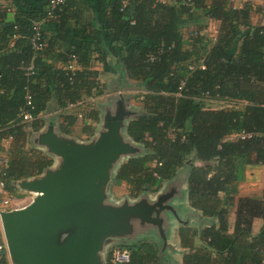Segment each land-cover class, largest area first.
Instances as JSON below:
<instances>
[{
	"label": "trees",
	"instance_id": "1",
	"mask_svg": "<svg viewBox=\"0 0 264 264\" xmlns=\"http://www.w3.org/2000/svg\"><path fill=\"white\" fill-rule=\"evenodd\" d=\"M3 1L12 3L14 21ZM49 3L0 0V150L10 157L1 179L10 194L19 180L53 164L31 138L46 125L45 115L71 135L79 114L85 124L99 122V113L67 106L103 93L100 76L119 73V90H142L141 109L127 134L144 151L120 165L115 181L138 197L157 191L189 164L188 200L199 225L179 230L186 250L181 264H264V188L234 202L248 167L264 165V6H235L231 0H130L125 6L124 0H65L44 22V45L36 49L34 23L47 16ZM254 12L261 22H253ZM210 20L219 22L215 37L207 32ZM190 26L196 29L186 38L184 28ZM73 55L79 65L74 71L67 68ZM213 101L242 106L214 108ZM24 110L35 117L32 129L22 119ZM89 126L85 132L91 135ZM256 218L263 220L258 233ZM0 244V264H11L1 232ZM119 247L130 251V261L118 264L168 260L151 239ZM112 251L108 264H114Z\"/></svg>",
	"mask_w": 264,
	"mask_h": 264
},
{
	"label": "water",
	"instance_id": "2",
	"mask_svg": "<svg viewBox=\"0 0 264 264\" xmlns=\"http://www.w3.org/2000/svg\"><path fill=\"white\" fill-rule=\"evenodd\" d=\"M134 116L121 97L117 109L102 116L100 129L90 140L62 133L51 117L33 132L32 142L53 158V164L17 182L20 189L35 194L28 205L0 212L12 264H107L108 245H126L139 238L128 236L133 218L156 223L162 250L169 246L161 213L177 210L172 200L176 190L167 196V190L162 191L155 198L145 191L134 201L118 203L111 202L108 193L116 176L113 171L117 173L122 160L144 151V145L124 131ZM126 236L130 240L122 241Z\"/></svg>",
	"mask_w": 264,
	"mask_h": 264
},
{
	"label": "rangeland",
	"instance_id": "3",
	"mask_svg": "<svg viewBox=\"0 0 264 264\" xmlns=\"http://www.w3.org/2000/svg\"><path fill=\"white\" fill-rule=\"evenodd\" d=\"M260 20H261V16L254 12L253 22L259 23ZM217 28H218L217 24L213 22L212 24L207 25V32L211 36L214 37L215 34L217 33ZM194 29H196V26L185 27L184 28L185 37L188 38ZM100 79L102 83L105 85V91H103V93H100L98 95H95L89 98L88 101L86 100V102L79 108V110L83 111L84 114L86 113V115L90 113L91 116L93 113H99V117L102 120V116H104V114L107 111H115L117 109L118 101L120 100L121 97H123L127 105V108L131 110L132 112H134L136 116L137 115L136 113L138 112V110L141 109V100H139L137 96L141 93L142 90L137 89L136 87L122 88V90L121 89L119 90V88L117 87V84L115 83L119 79V73H115V72L105 73L100 76ZM211 106L214 108H230L234 106L241 107L242 103L241 102L235 103V102H226V101H213ZM45 117H46V121H48V118L51 117V115L47 114L45 115ZM88 119H90V116H88ZM85 121H86V118L85 120H83L82 117H79L77 123L73 126V134L74 136H77L81 140L83 138V140L87 141V140L92 139V137L95 136V133L100 129V124H99L100 122L99 123L95 122L94 124V122L92 121L91 124H85ZM88 125H90L92 129L94 130V132L91 133V135L89 134V132L88 133L85 132L87 130ZM127 125L124 128L125 132H127ZM4 144L6 147H8L10 142L7 141ZM139 146L143 148L142 145H139ZM126 160L127 158L123 159L121 164L125 162ZM121 164L118 165L116 171L119 169ZM190 171H191L190 165L185 164L184 166L178 169L174 177L158 184V186L160 187L157 189V191H153V190L147 191L150 194L151 198H155L157 194L162 191L167 190L165 194L167 196V193L173 190H176V195L175 194L173 195L172 200L174 199L173 204H174L175 210L176 209L177 210L175 211V213L172 210L164 211L163 213H161V217L162 218L164 217L165 230L168 236L170 237V240L168 241L169 246L165 250H163L166 252V256L168 257V260L165 262V264H181L182 262V255L185 253L186 250L183 249L180 244L179 230L181 229V227L184 224H189L190 226H192V228H196L199 225L198 216L195 210L190 207L189 200H188L187 182H188ZM113 173L116 174L114 171ZM261 175H262V172L258 173L257 179L250 178V181L247 180V182L248 181L250 182V184L246 183L248 184L247 188L249 189V191H251V193H254V191H257L258 189L259 191H261V189L264 188V184H263L264 175L263 177ZM256 180H259V183H251ZM242 187L244 186L242 185V183H240L238 187L235 189L236 191L235 201H234L235 203L237 202L238 197H240L242 194ZM262 192L263 190L260 193ZM108 193L110 195L111 202L113 201L116 203L121 202L122 200L127 199V198L130 201H134V199L138 198V197L130 196L129 186L125 182L117 183L115 181V178H113L110 181V184L108 186ZM34 196H35L34 193L24 191L17 186V191L11 194V197L15 199V202L12 203L11 205L15 204L13 205V207L18 206V208L24 207L28 205L34 199ZM2 202L3 201L0 200V210L3 208L10 209V207H12V206H4ZM235 211H236V205L234 204L232 208H230L229 218H230L231 224H233L234 219H235ZM175 214L180 215L182 221L179 222L176 219ZM133 220L135 224L133 225L132 232L128 234L129 238H131L132 236H136V237L138 236L139 238L137 240L151 239V240L156 241L161 246H163L161 242V233L156 223H148L139 218H133ZM185 221H188V222L185 223ZM0 232L2 234V242L5 245V249L7 250L6 242H5V238H4V234L2 230L1 220H0ZM128 236L124 237L121 240L122 241L125 239L130 240ZM137 240H134V241L136 242ZM196 245L198 246L199 243L197 242ZM116 246H120V245L116 244V242L108 245L105 251V257H107V254L112 249H114ZM7 254H8V251H7ZM8 257H9V254H8Z\"/></svg>",
	"mask_w": 264,
	"mask_h": 264
},
{
	"label": "built area",
	"instance_id": "4",
	"mask_svg": "<svg viewBox=\"0 0 264 264\" xmlns=\"http://www.w3.org/2000/svg\"><path fill=\"white\" fill-rule=\"evenodd\" d=\"M162 3L168 2V0H158ZM235 6L237 5H242L245 3H250V4H257L258 2H262V6H264V0H231ZM130 2V0H124V6L127 5ZM65 3V0H50L49 3V9L47 16L41 20L37 21L34 23V29L35 33L32 37V43L36 49H40L44 43L41 42V35H42V26L44 22H46L49 19H52L55 17V11ZM79 67L78 62H77V56L73 55L68 63L67 68L74 71ZM204 67V66H202ZM31 68V67H30ZM26 99L28 101V105H32V94L31 91L28 90V93L26 95ZM84 103L79 102V103H69L67 106V109H74V108H80ZM78 108V109H79ZM23 121L27 124L28 128L32 129L33 121L35 120V117L29 112V110H24L21 113ZM79 117H82V114H79ZM9 160L10 157L7 153V151L0 150V200H2V204L4 206H12L10 209H15L18 208V206L13 207L11 205L12 203L15 202V199L11 197L10 192L6 188L5 182L1 179V176L3 175V169L8 167L9 165ZM9 208V207H7ZM3 208L0 210L5 211V210H10ZM2 249V245L0 244V250ZM112 261L114 264L118 263H128L130 261V251L127 248L119 247L116 246L113 251H112Z\"/></svg>",
	"mask_w": 264,
	"mask_h": 264
},
{
	"label": "crops",
	"instance_id": "5",
	"mask_svg": "<svg viewBox=\"0 0 264 264\" xmlns=\"http://www.w3.org/2000/svg\"><path fill=\"white\" fill-rule=\"evenodd\" d=\"M3 4L5 6H8V9L10 10V12L8 14V19L10 21H14L15 20V12H14V8L12 6V3L10 1H3ZM257 4L258 5H261L262 2L260 1ZM213 22H215L217 24V26H219V22H217L215 20H210L207 24H212ZM260 22H261V20H260ZM216 35H217V33L215 34V36ZM97 68L100 69V70L102 69V67L100 65H98V64H97ZM87 101H88V99H87ZM91 122H92L91 120L88 121L89 124H91ZM57 124H58V122H57ZM94 124H95V122H94ZM64 134H66V133H64ZM67 135H71V134H67ZM71 136H74V135H71ZM75 137H77V136H75ZM78 139L81 140L80 138H78ZM81 141H84L83 138H82ZM5 142H7V141L4 140L3 141V144ZM260 172H262V175L261 176L263 177V175H264V165H254V166L248 167V169H247V178H246V180L244 182H242V185L244 187H242V194H241V196H250V195H254V194H259L263 190V188H262L261 191H259V189H258L257 191H254V193H251V191H249V189L247 188L248 187V184H246V183H249L250 184V182H249L250 181V178L251 179H257L258 178V173H260ZM247 180H249V181L247 182ZM260 181H262V180H260ZM251 183H259V180H256V181L251 182ZM259 186H260V184H259ZM262 225H263V220L261 218H256L254 220V223H253V232L254 233H258L259 230L261 229Z\"/></svg>",
	"mask_w": 264,
	"mask_h": 264
}]
</instances>
